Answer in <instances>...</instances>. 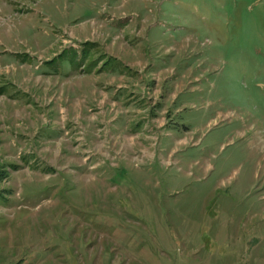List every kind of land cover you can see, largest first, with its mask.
<instances>
[{"label": "rangeland", "instance_id": "rangeland-1", "mask_svg": "<svg viewBox=\"0 0 264 264\" xmlns=\"http://www.w3.org/2000/svg\"><path fill=\"white\" fill-rule=\"evenodd\" d=\"M0 264H264V0H0Z\"/></svg>", "mask_w": 264, "mask_h": 264}, {"label": "trees", "instance_id": "trees-1", "mask_svg": "<svg viewBox=\"0 0 264 264\" xmlns=\"http://www.w3.org/2000/svg\"><path fill=\"white\" fill-rule=\"evenodd\" d=\"M61 55V54H60ZM60 55H58V56H60ZM103 61V60H102ZM122 63V62H121ZM83 63H79V67L82 65ZM46 65L49 67V69L51 70V73L52 74H58L59 73V71H60V67L57 65V64H55V58H53L52 60H50V61H48V62H46Z\"/></svg>", "mask_w": 264, "mask_h": 264}, {"label": "crops", "instance_id": "crops-1", "mask_svg": "<svg viewBox=\"0 0 264 264\" xmlns=\"http://www.w3.org/2000/svg\"><path fill=\"white\" fill-rule=\"evenodd\" d=\"M119 61V60H118ZM121 63V61H119V64ZM114 74V73H113ZM135 77V76H134ZM134 77H131V78H129L128 80H132V81H135L134 80ZM130 83H131V81H130ZM122 90H126V91H130L128 88H127V86L125 87V89H123V88H120V89H117V90H115V93H116V95L115 94H113L112 96H111V98L113 97V99H114V97L115 96H117ZM131 95H134V92H132V94ZM131 97H133V96H131ZM125 98V97H124ZM115 100V99H114Z\"/></svg>", "mask_w": 264, "mask_h": 264}]
</instances>
